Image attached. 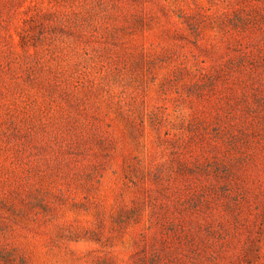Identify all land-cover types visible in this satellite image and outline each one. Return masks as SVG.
<instances>
[{"label":"rangeland","instance_id":"374dc122","mask_svg":"<svg viewBox=\"0 0 264 264\" xmlns=\"http://www.w3.org/2000/svg\"><path fill=\"white\" fill-rule=\"evenodd\" d=\"M260 1L0 0V264H264L262 122L210 84Z\"/></svg>","mask_w":264,"mask_h":264},{"label":"trees","instance_id":"16d2710c","mask_svg":"<svg viewBox=\"0 0 264 264\" xmlns=\"http://www.w3.org/2000/svg\"><path fill=\"white\" fill-rule=\"evenodd\" d=\"M248 4V0H244ZM233 25V30L238 36L237 40L260 38V43L255 51L241 54L238 58L230 60L228 67L221 70H216L214 75H211L210 84L216 86L219 79L225 78L226 87L222 90L221 98L218 103H215L211 109L215 114V126L213 132L219 134L222 125H228V129L224 132V136L228 135V139H237L241 133V119L237 116V112L246 113L253 118H258L262 122L264 129V78L256 73L257 62H264V1H260L259 6L245 5L237 16L232 19L227 18L224 23ZM199 38V34L195 35ZM253 36V37H251ZM261 36V37H260ZM235 68V72L239 75L232 77L231 70ZM225 75V76H221ZM221 77V78H220ZM224 94V95H223ZM196 125H199L201 131L208 129V126H203L205 123L202 119H197ZM198 133V135H202Z\"/></svg>","mask_w":264,"mask_h":264}]
</instances>
